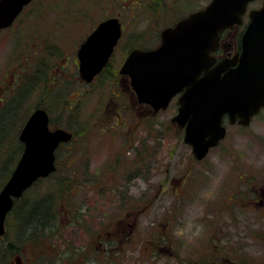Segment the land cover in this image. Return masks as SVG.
<instances>
[{"label":"rangeland","instance_id":"obj_1","mask_svg":"<svg viewBox=\"0 0 264 264\" xmlns=\"http://www.w3.org/2000/svg\"><path fill=\"white\" fill-rule=\"evenodd\" d=\"M210 1L34 0L11 27L2 31L0 120L4 129L12 125L7 133L11 136L9 142L0 141V169L5 166L7 158H12L10 164L16 166L24 148L19 139L21 128L38 107L48 111L53 128H65L74 135L71 142L61 145L56 152L57 171L54 175L40 180L33 189L42 194L60 178L68 177L70 183L72 179L70 194L57 198L62 224L67 226L62 231L63 237L46 239L47 255L41 256L36 249H30L34 247L32 244L25 241L22 254L11 255L12 264L18 263V256L22 264H70L71 260L75 264H167L164 260L156 263L145 251V239L155 233L151 227L162 232L161 222L166 210L180 204L170 195L168 184L160 190L167 178L172 189L182 176L186 177L188 184H195L192 188H184L188 194L183 193L179 198L184 205L191 202L207 205L218 180L226 174L232 177L238 174L232 170L233 163L239 167H245L247 163L257 173L263 171L264 138L257 137H262L264 131L255 134V140L262 143L257 144L247 138L245 131L231 128L219 146L212 148L204 160L197 161L192 146L182 139L177 127L181 125L171 121L178 113L176 100L166 110L145 119L144 113L132 111L131 102L120 83L119 69L130 47L150 48L159 44L164 28L205 7ZM113 15L123 23L122 39L105 72L88 84L79 73L78 48L101 20ZM16 134L17 138H14ZM206 167L213 168L211 180L206 175L209 171H202ZM136 172L140 176L135 175L130 180L129 176ZM185 185L186 182L177 189ZM117 186L131 188L137 200L149 190L148 198L152 203L139 217L134 231L136 241L123 245L117 252L114 247L119 249L121 245L105 244L95 239L93 250L84 255H88L85 261L80 262V246L84 242L87 244L88 239L95 238L100 231L98 224L93 223L98 220L97 214L102 212L104 218L109 217L104 221L116 216L119 205L114 188ZM104 189L107 197L104 199L107 200L104 206L96 207L92 200L95 201L98 192ZM35 195L33 191L28 192L30 202L35 201ZM88 202L89 207H85ZM78 205L81 214L84 213L83 225L71 220ZM89 208L94 209L88 215ZM90 217L96 221L92 222ZM180 219L174 214L172 221L180 224L183 222ZM114 230L113 226L106 224L101 231L109 237L108 231ZM12 232L15 234L14 230ZM0 241L5 245L4 235L0 236ZM97 243L105 248H100ZM0 264H5L3 258Z\"/></svg>","mask_w":264,"mask_h":264},{"label":"water","instance_id":"obj_2","mask_svg":"<svg viewBox=\"0 0 264 264\" xmlns=\"http://www.w3.org/2000/svg\"><path fill=\"white\" fill-rule=\"evenodd\" d=\"M32 1L0 0V34ZM249 1L211 0L206 7L163 29L158 47L132 49L120 69L131 77L139 101L150 103L154 112L166 109L172 98L184 91L172 120L186 126L184 141L192 146L197 159L204 158L225 137L226 128L221 123L225 112L238 109L237 103L241 107L248 103L250 116L264 106V2L249 12L237 67L232 69L229 59L213 66L216 58L212 52L219 47L220 32L242 22ZM121 34L117 16L96 26L78 50L82 79L90 82L103 69ZM72 137L64 128H50L46 109L39 107L30 114L19 135L23 152L0 190V236L5 234L6 218L15 199L56 169L55 151Z\"/></svg>","mask_w":264,"mask_h":264},{"label":"flooded vegetation","instance_id":"obj_3","mask_svg":"<svg viewBox=\"0 0 264 264\" xmlns=\"http://www.w3.org/2000/svg\"><path fill=\"white\" fill-rule=\"evenodd\" d=\"M263 2L264 0H252L248 5V10L261 7ZM249 22V13L247 12L243 16L242 23H236L233 27L221 32L220 47L214 53L217 61L227 58L231 61L230 67L232 69L237 67L239 64L237 56L241 54L243 49L241 37L246 31ZM121 39L122 37L119 43ZM119 43L117 46H119ZM134 47H130L128 53ZM120 79V83L124 86L125 95L128 96L131 102L132 111L134 109L137 112L144 113L145 119L157 114L151 104L139 101L138 94L128 76H121ZM181 93L176 95L170 104L174 100L177 102ZM244 104L246 103H243L241 107V103H237L238 109L223 115L222 124L226 127L224 139L227 137L229 130L235 128L238 131H245L247 138H252L251 142L262 144L256 141L254 137L256 136L255 134L263 133L264 131V106L249 116V104L247 103V107H244L246 106ZM120 112L118 111V115L122 117ZM241 113H244L245 117L242 118ZM122 118L126 121V117ZM172 122L175 123L176 121ZM173 126L176 125L173 124ZM177 127L183 139L185 126ZM261 135L262 137L257 138H264V134ZM204 158H196V160L202 161ZM257 164L255 163L254 165ZM188 170L189 177L191 165ZM232 170L238 171V174H234L233 177L230 174H226V177L218 180L216 186L212 188L214 189L210 194L212 198L207 205L192 202L184 205L183 201L179 199L183 193L188 194V191L184 189L185 187L192 188L195 185L193 182L188 184L185 176L181 177L177 182L178 184H174L176 185L174 189L169 185V178H167L166 183H162L160 190L168 184L170 195L178 199L180 204H178V207L174 205L166 210L161 222L162 232L156 230L155 227H151L155 233L145 239V251L155 259L156 263L164 260L168 262L167 264H264V169L261 173H257L247 163L245 167H239L237 163H233ZM202 171H209L206 175L211 180L212 174H214L213 168L206 167ZM135 175L140 176L136 172L129 176V179L132 180L131 177ZM148 181L151 180L148 178ZM185 182L186 185L178 190L177 187L181 184L184 185ZM91 190L94 191V189ZM91 190L90 192H93ZM114 190L116 203L119 205L116 216L108 221H104L109 217L104 218L102 212L97 214V221L90 217L92 222L96 221L93 223L98 224L100 231L95 238H89L87 244L84 242L83 245L86 244L84 247L83 245L80 246V262L85 261L84 258L88 255H84L89 254L93 250L92 246L95 239L105 244L121 245L119 249L114 247L117 252L121 251L123 245L127 246V244H133L136 241L134 231L137 229L139 217L147 211L152 203L148 198L149 194L147 191L149 190L138 196L139 200H137L131 188L122 189L117 186ZM91 195L90 193L89 196ZM96 197L95 201L91 199L92 202L96 203V207L104 206L107 200L104 199L107 198L105 189L100 190ZM151 199L153 200V198ZM88 204L89 202L85 204V207H89ZM94 208H89L86 211L87 214L89 215ZM174 214L180 221V218H182L183 222L179 224L172 221ZM83 215L84 213L81 215V219ZM75 219L74 215H71L72 222L76 223ZM85 219L83 220L85 221ZM106 224L113 226L115 229L114 232L108 231L109 237L107 235L104 236L105 233L101 231ZM156 233L158 234L156 235ZM97 244L100 248H105L103 244ZM17 261L18 264H22L20 257ZM70 264L75 263L71 260Z\"/></svg>","mask_w":264,"mask_h":264},{"label":"trees","instance_id":"obj_4","mask_svg":"<svg viewBox=\"0 0 264 264\" xmlns=\"http://www.w3.org/2000/svg\"><path fill=\"white\" fill-rule=\"evenodd\" d=\"M1 122L2 120H0V141L3 140L7 143L9 142V139H11V136H7V133L10 130L12 124L10 127H5L4 129V127L1 125ZM50 123L52 125L51 119ZM17 134L16 136L14 135V138H17ZM11 161L12 158L5 159V166H3V169H0V175H2L0 177L1 188L13 171L14 165L12 166L10 164ZM7 165H10L9 170L7 169ZM54 173L50 176H53ZM68 174L72 175L71 173ZM40 180L42 179H39L36 183H38ZM69 180L70 178L68 177L60 178L58 181L54 182L49 189H46V192H43L42 194L37 193V190H33L35 188V183L33 185L34 187L32 186L21 198L15 200L13 209L6 219V231L4 234L5 245H3L4 241L2 243L0 241V259L3 258L5 260V264H12L13 261H10L11 255L19 254L20 256V254H22L23 248L28 243L34 246L30 249H36L39 252V256L42 254L47 255L45 253L46 239L57 236H60L61 238L63 237L62 231L67 226L62 224L63 220L61 218V210L60 206L58 205L57 198L66 194H70L72 189V179L71 183ZM30 191H33L36 194L35 201L33 203L30 202L29 198H27V194ZM80 211L81 210L78 205L75 210V220L77 224L83 225L81 221L82 214ZM72 212L73 210H71V213ZM13 230L15 234H13ZM25 241L28 242L24 245ZM79 253L81 254V252Z\"/></svg>","mask_w":264,"mask_h":264}]
</instances>
